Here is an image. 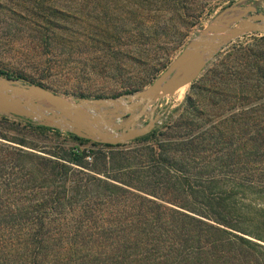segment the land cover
Here are the masks:
<instances>
[{"label": "trees", "instance_id": "obj_1", "mask_svg": "<svg viewBox=\"0 0 264 264\" xmlns=\"http://www.w3.org/2000/svg\"><path fill=\"white\" fill-rule=\"evenodd\" d=\"M212 1L0 0V18L46 45L126 49L145 75L118 97L167 67ZM16 119L0 116V264H264L263 36L218 53L177 117L129 143Z\"/></svg>", "mask_w": 264, "mask_h": 264}, {"label": "water", "instance_id": "obj_2", "mask_svg": "<svg viewBox=\"0 0 264 264\" xmlns=\"http://www.w3.org/2000/svg\"><path fill=\"white\" fill-rule=\"evenodd\" d=\"M241 11L229 20L219 15L150 86L130 95L72 100L44 87L0 76V115L113 146L143 137L156 128L161 118L156 114L159 102L196 81L224 45L250 33L264 37V14L253 7ZM234 23L236 26L230 29ZM191 61V69L183 72V66ZM143 118L148 122L139 126Z\"/></svg>", "mask_w": 264, "mask_h": 264}, {"label": "rangeland", "instance_id": "obj_3", "mask_svg": "<svg viewBox=\"0 0 264 264\" xmlns=\"http://www.w3.org/2000/svg\"><path fill=\"white\" fill-rule=\"evenodd\" d=\"M209 7L213 8V11H206L199 21L189 29L186 40L173 53L169 64L219 15L221 19L229 20L241 15L243 13L241 10L249 7H253L257 13L264 14V0H214ZM249 15L251 14L249 13ZM64 25L74 30L79 27V24H75L72 20H68V22L65 20ZM235 26L234 23L229 28L232 29ZM82 27H86V25L83 24L80 29ZM20 28L21 26L13 27L0 18V70L13 76H23L26 78L24 82L29 84L41 83L45 89L64 98L72 100L117 98L112 96L121 93L127 81L145 75L143 72L145 65H137L125 59L126 49H122L120 46L118 49L117 45H114V48L100 52L96 49L95 42L86 43L78 36L71 38L61 36V39L53 41L51 45H46V43L38 41L31 32H25L24 29L20 31ZM252 37L261 36L256 33L243 35L224 45L217 54L237 42H245ZM58 41L60 47L56 46ZM215 56L208 63L213 61ZM117 66L119 69L115 72ZM164 70L159 72L153 81L144 88L150 86ZM182 71L187 70L183 69ZM190 85L184 86L185 89L180 94L175 93L172 97H165L159 102L156 114L161 115V118L156 127L177 117ZM6 118L18 121L15 118ZM147 122L148 120L143 118L139 126H144ZM19 132L26 133L25 131ZM31 141L41 148H51V150L58 144V142L44 137H31Z\"/></svg>", "mask_w": 264, "mask_h": 264}, {"label": "bare ground", "instance_id": "obj_4", "mask_svg": "<svg viewBox=\"0 0 264 264\" xmlns=\"http://www.w3.org/2000/svg\"><path fill=\"white\" fill-rule=\"evenodd\" d=\"M191 63H193V62L191 61V62H188V64H185V65L183 66L182 70H183V69H184V70L191 69V66H192ZM184 89H185V87H181V88H179L175 93H176V94H180Z\"/></svg>", "mask_w": 264, "mask_h": 264}]
</instances>
